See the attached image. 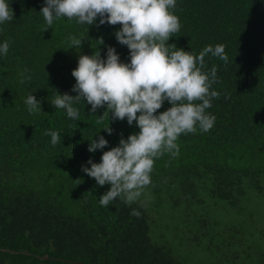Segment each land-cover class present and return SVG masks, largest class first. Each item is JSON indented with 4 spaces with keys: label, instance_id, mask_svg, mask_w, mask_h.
Here are the masks:
<instances>
[{
    "label": "trees",
    "instance_id": "16d2710c",
    "mask_svg": "<svg viewBox=\"0 0 264 264\" xmlns=\"http://www.w3.org/2000/svg\"><path fill=\"white\" fill-rule=\"evenodd\" d=\"M8 2L14 18L0 24V44L9 42L7 55L0 54V264H191L158 235L162 204L181 213L174 228L186 245L207 241L211 249L222 238V264L264 262V243L248 238L243 226L224 232L222 217L217 224L208 219V208L219 201L244 211L250 191L264 197V0H176L181 29L168 43L195 54L223 44L229 57L227 64L210 54L204 58L206 71L218 68L212 90L220 95L206 110L215 123L208 132L181 135L177 157L155 161L149 193L137 203L118 198L107 207L99 198L110 185L98 186L81 166L90 167L89 158L99 163L103 151L128 137L122 121L110 113L109 120L106 114L99 118L104 109L92 114L83 101L79 119H69L51 103L53 91L76 95L71 71L77 53L91 55L96 39L103 38L102 56L111 46L129 61L127 47L114 36L120 25L97 26V20L88 27L61 18L45 30L39 13L44 0ZM70 35L84 39L80 51L68 49ZM21 73L31 80L20 83ZM29 94L41 102L42 113H29ZM168 107L165 101L158 111ZM108 122L111 135L101 129ZM46 131H57L61 144L53 146ZM98 132L108 146L89 153ZM134 209L139 218L130 215ZM247 243L250 253L242 260L239 247ZM207 255L209 264H221L215 253Z\"/></svg>",
    "mask_w": 264,
    "mask_h": 264
},
{
    "label": "clouds",
    "instance_id": "9594fccd",
    "mask_svg": "<svg viewBox=\"0 0 264 264\" xmlns=\"http://www.w3.org/2000/svg\"><path fill=\"white\" fill-rule=\"evenodd\" d=\"M175 9L176 0H44L40 9L48 26L45 30L61 18L88 27L97 20V26L120 25L114 36L129 52L127 63L120 60L111 46H107L102 56L103 38L96 39L98 44L91 55L77 53V66L71 71L75 79L71 91L76 95L53 91L51 105L63 109L69 119H79L77 105L84 107L83 101L91 106L92 114L104 109L99 118L106 114L109 120L110 113L112 120H126L129 126L135 124L139 129L126 139L121 136L117 146L103 151L99 163L89 158L90 167L81 166V171L98 186L110 185L99 198L102 207L118 198L126 205L137 203L152 182L155 161L165 154L177 157L181 135L195 134L198 128L200 132H208L214 126L215 116L206 110L220 95L212 90L213 84L219 82L218 68L213 65L206 71L204 58L210 54L227 64L229 57L223 44L208 45L199 54L169 44V39L181 29ZM13 18L8 0H0V24ZM68 40V49L80 51L82 37L70 35ZM8 50L9 42L5 40L0 44V54L6 56ZM26 72L28 69H24ZM21 77L20 83L31 80V76L23 73ZM165 101L170 107L158 111ZM25 103L30 114L42 113L41 102L34 95L29 94ZM101 129L108 135L113 132L109 122ZM99 132L96 139L89 141V153L108 146ZM45 135L51 137L53 146L61 144L57 131H46ZM130 215L139 218L141 213L134 209Z\"/></svg>",
    "mask_w": 264,
    "mask_h": 264
},
{
    "label": "rangeland",
    "instance_id": "374dc122",
    "mask_svg": "<svg viewBox=\"0 0 264 264\" xmlns=\"http://www.w3.org/2000/svg\"><path fill=\"white\" fill-rule=\"evenodd\" d=\"M122 124L124 125V130L128 135L139 131L138 127H134V124L129 126L126 120L122 121ZM144 192L148 194L149 188L146 187ZM245 203L246 208L244 211H241L238 209L228 208L226 202L219 201L216 205H214L216 207L208 208V219H211L210 222L212 224H217L222 217V225L226 224L225 226H222V229H225L224 232L229 227H239L238 225H241L245 229L246 236L248 238L249 235H252L253 238L262 245L264 243V197L256 195L255 191H250V196ZM157 210V219L159 218L160 223V227L157 228L159 233L158 235H165V239L170 241L175 250H178L180 253L189 257L191 264H209V257L207 255L208 251L209 253H215L218 257H220V260H217V263L220 262L222 264V238L219 241H215V246L211 249L207 241L200 246H188L184 241H181L182 236L178 234L176 228H174V222L176 220H180L182 217L181 213H177L169 204H162ZM239 215L243 216L248 221L253 219L256 222V225L254 226L251 224V227H249L243 218L238 219ZM224 238L229 240V238ZM238 238L239 236H235L236 240ZM255 240H251V244L253 245V248L257 249L255 246ZM217 246L220 247L219 252L216 249ZM239 248L240 256L243 260L244 257L250 253L251 246L247 243L244 247L240 246ZM226 259H228V263L231 262V259ZM247 264H264V262H260L259 259L254 258L249 262L247 261Z\"/></svg>",
    "mask_w": 264,
    "mask_h": 264
}]
</instances>
